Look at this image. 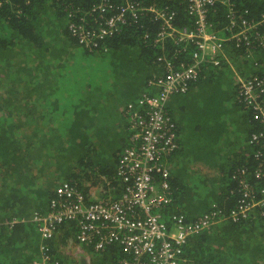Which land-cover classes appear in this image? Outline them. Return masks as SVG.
<instances>
[{
	"label": "trees",
	"instance_id": "trees-1",
	"mask_svg": "<svg viewBox=\"0 0 264 264\" xmlns=\"http://www.w3.org/2000/svg\"><path fill=\"white\" fill-rule=\"evenodd\" d=\"M94 1L73 3L78 6L64 0L0 3V264L33 257L40 241L34 224L8 221L44 212L59 183L70 182L90 200L89 190L104 176L105 193L119 195L116 165L129 143L122 104L135 101L147 80L164 72L159 56H168L176 67L191 61L193 44L183 50L170 40L164 48L153 43L159 23L153 16L121 27L96 48L83 47L70 35L66 7L86 8ZM134 1L166 6L176 12L179 27H193L183 0ZM233 1L251 18L264 13V0ZM215 9L208 19L218 30L226 18L223 7ZM225 51L241 76L264 74V49L250 58L233 45ZM235 77L224 60L219 67L206 65L183 93L204 94L200 106L181 103L177 112L167 108L176 147L166 162L173 201L164 219L179 213L192 222L210 212L212 205L227 213L242 197L240 179L253 187L257 200L262 198L264 175L256 178L255 147L248 143L260 125L239 104ZM223 91L234 99L229 97L218 112L220 98L214 93ZM231 118L238 119L243 132L228 123ZM58 231L60 241L56 235L48 241L51 252L58 264H77L57 251L61 244L76 241L75 223L63 222ZM85 249L91 264H118L122 257L114 245L100 253ZM182 259L181 264H264V200L244 219H224L209 231L190 236Z\"/></svg>",
	"mask_w": 264,
	"mask_h": 264
},
{
	"label": "built area",
	"instance_id": "built-area-1",
	"mask_svg": "<svg viewBox=\"0 0 264 264\" xmlns=\"http://www.w3.org/2000/svg\"><path fill=\"white\" fill-rule=\"evenodd\" d=\"M64 1L78 6L73 4L78 0ZM183 1L193 27H179L176 12L166 6L155 7L134 0H95L86 8L66 7L70 35L89 50L114 36L121 27L136 25L144 17L152 16L159 22L155 45L164 48L170 40L182 45L183 50L188 44H193L195 49L191 61L177 67L168 56H159L164 72L149 78L146 90L124 105L122 114L127 121L129 143L119 153L115 171L119 195L96 199L89 190L91 198L87 200L70 182L57 185L47 210L35 211L29 219L40 237L39 257L29 264L59 263L48 241L67 221L75 223V240L84 248L100 253L108 246H117L122 254L118 264H181L183 246L190 236L209 231L224 219L233 222L244 219L263 203L264 188L259 191L262 198L257 200L253 187L240 179L242 197L227 213L212 205L210 212L192 222L179 213H170L164 219L163 213L173 201L166 162L176 147L174 124L166 104L168 98L185 93L189 84L200 77L202 67H219L222 60L231 64L225 51L228 45L248 58L264 49V13L251 18L247 11L238 10L233 0ZM215 6L224 8L226 18V24L218 30L212 29L208 19ZM236 84L239 104L260 125L248 139L255 147L253 156L258 165L255 176L259 179L264 175V74L245 77L238 74Z\"/></svg>",
	"mask_w": 264,
	"mask_h": 264
},
{
	"label": "rangeland",
	"instance_id": "rangeland-1",
	"mask_svg": "<svg viewBox=\"0 0 264 264\" xmlns=\"http://www.w3.org/2000/svg\"><path fill=\"white\" fill-rule=\"evenodd\" d=\"M230 65V66H229ZM228 67L230 69V71L232 72V74L234 73V75H238V72L237 70L235 69V67L232 65V64H228ZM226 71H228V68H225ZM225 71V72H226ZM235 77V79H236ZM234 79V80H235ZM234 82V81H233ZM22 89V88H21ZM4 90V89H2ZM23 90V89H22ZM230 90V89H229ZM208 91V90H207ZM217 92H219V90H216ZM5 92V91H4ZM140 92H138V96H139ZM207 94V93H206ZM231 93H229L228 91H223L222 93L216 95L214 93V97L218 100L217 97L220 98L219 102L217 103V108H218V112H221L222 109L225 108L224 106V103L227 102L229 100V97H230V100L231 99H234V95L230 96ZM11 96V95H10ZM204 96V94H201L200 92H198V90H191L190 93H186V94H180V95H173V96H170L166 102L167 106L173 110H175L177 112V106L180 105L181 103H184V104H191L193 105L194 107L198 108L200 106V104L202 103V97ZM123 100H126V98H123ZM122 108L124 106H121ZM120 107V108H121ZM191 112H194V110H191ZM23 119L22 118H18V121H22ZM195 120V117L194 115L190 118V123L193 125L194 124V121ZM228 123L230 124H234L238 130H240L241 132H243V125H241L239 122H238V119L237 118H231ZM31 130V128H30ZM198 165V164H197ZM198 168H199V165H198ZM190 171H192L191 168H189ZM93 195L95 197H97L96 199H101V198H104V197H113V194L112 193H109V192H106L103 196H96V194L93 192ZM48 202L46 204V206L48 207ZM26 219V218H24ZM60 238H61V232L58 231L56 233V239L57 242L60 241ZM57 251L59 252V254L61 256H67L69 257L70 259L74 260L75 262H83L87 260V258H89L91 255L89 253L86 252L84 246L80 245L77 243V241H70L67 245H60L58 248H57Z\"/></svg>",
	"mask_w": 264,
	"mask_h": 264
},
{
	"label": "crops",
	"instance_id": "crops-1",
	"mask_svg": "<svg viewBox=\"0 0 264 264\" xmlns=\"http://www.w3.org/2000/svg\"><path fill=\"white\" fill-rule=\"evenodd\" d=\"M145 90H146V88H145ZM144 90V91H145ZM126 104V103H125ZM125 104H122V106H124ZM195 164H192L193 166H195L196 165V167H197V169H198V165H197V161H193ZM117 166V165H116ZM100 177V179H99V183L97 184V185H95L94 186V188L93 189H91L90 191L93 193H95L96 194V196H103L104 194H105V190L102 188V185H103V182L105 181V179H104V176H99ZM52 195H53V193H52ZM52 195H51V197H52ZM50 197V198H51ZM104 198H106V197H104ZM50 200V199H49ZM49 200H48V204H49ZM47 208L48 207H46V210H47ZM33 214V213H32ZM32 214L28 217V218H26V221L27 222H29V219L32 217ZM12 221H14V223H16L17 221L18 222H22L21 221V218H19V219H16V218H13V219H11L10 221H8L9 223L10 222H12ZM13 223V224H14ZM53 254V253H52ZM32 255H33V257H31V259H29L28 261H25V262H20L21 264L22 263H26V264H29L32 260H35V259H37L38 257H39V245L37 244V247H36V250L34 251V252H32ZM20 263H17V264H20ZM92 263V260H91V257H89V258H87V260H86V262L85 261H83V262H81V263H77V264H91Z\"/></svg>",
	"mask_w": 264,
	"mask_h": 264
},
{
	"label": "clouds",
	"instance_id": "clouds-1",
	"mask_svg": "<svg viewBox=\"0 0 264 264\" xmlns=\"http://www.w3.org/2000/svg\"><path fill=\"white\" fill-rule=\"evenodd\" d=\"M140 94H141V93H140ZM63 182H64V181H63ZM61 183H62V182H61ZM59 184H60V183H59ZM59 184H58V185H59ZM214 226H216V224H215Z\"/></svg>",
	"mask_w": 264,
	"mask_h": 264
}]
</instances>
